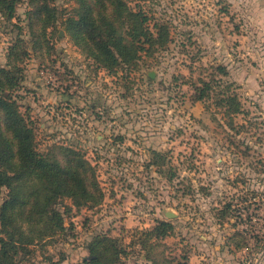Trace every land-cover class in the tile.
<instances>
[{
	"label": "rangeland",
	"instance_id": "374dc122",
	"mask_svg": "<svg viewBox=\"0 0 264 264\" xmlns=\"http://www.w3.org/2000/svg\"><path fill=\"white\" fill-rule=\"evenodd\" d=\"M126 1L153 31L166 24L170 40H139L138 58L113 71L81 38L92 0H11V17L0 8V68L17 77L5 94L37 150L61 161L64 149L79 152L104 193L94 207L62 198L64 232L15 264H85L97 235L118 239L115 264H264V0ZM211 65L228 69L218 78L242 102L232 121L215 92L198 100L186 83ZM160 221L171 235L149 238Z\"/></svg>",
	"mask_w": 264,
	"mask_h": 264
},
{
	"label": "trees",
	"instance_id": "16d2710c",
	"mask_svg": "<svg viewBox=\"0 0 264 264\" xmlns=\"http://www.w3.org/2000/svg\"><path fill=\"white\" fill-rule=\"evenodd\" d=\"M87 7L89 12L80 17L84 30L81 38L109 71L138 58L139 50H143L136 45L139 40L144 39L150 46L159 43L160 47L170 40L166 24H155L156 31H153L148 17L133 10L126 0H92ZM0 8L7 17L15 10L11 0H0ZM124 34L131 36L129 44ZM190 70L193 71V67ZM228 75L225 66L211 65L206 77H192L186 83L197 88L198 100L215 92L218 106L232 121L235 115L243 113V105L233 83L218 78ZM16 85L14 72L0 68V200L4 189L7 190V197L0 203V264H15L19 253L30 245L64 232V216L56 207L62 198L69 197L77 207H94L104 199L95 167L79 152L64 149L67 157L61 161L52 151L46 154L37 150L34 129L28 125L16 102L5 94ZM165 164L160 155V167ZM231 208V203H226L222 213L229 214ZM67 211H71L68 205L64 212ZM173 229L168 221H160L146 234L159 240L171 235ZM117 240L97 235L88 244L90 257L85 258V264H115L120 254ZM142 243L147 245L145 241ZM243 245L238 241V247ZM111 246L115 256L107 259Z\"/></svg>",
	"mask_w": 264,
	"mask_h": 264
}]
</instances>
